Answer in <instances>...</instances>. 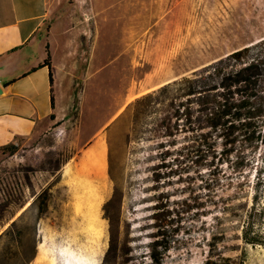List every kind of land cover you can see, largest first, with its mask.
<instances>
[{
	"label": "rangeland",
	"instance_id": "1",
	"mask_svg": "<svg viewBox=\"0 0 264 264\" xmlns=\"http://www.w3.org/2000/svg\"><path fill=\"white\" fill-rule=\"evenodd\" d=\"M52 2L43 39L59 119L0 154V231L25 202L18 217L33 223L45 202L32 264H264V169L256 192L254 168L212 175L190 162L169 173L160 157H191L188 135L174 148L133 140L125 114L136 98L262 39L264 0ZM245 230L260 244H244Z\"/></svg>",
	"mask_w": 264,
	"mask_h": 264
},
{
	"label": "trees",
	"instance_id": "2",
	"mask_svg": "<svg viewBox=\"0 0 264 264\" xmlns=\"http://www.w3.org/2000/svg\"><path fill=\"white\" fill-rule=\"evenodd\" d=\"M46 65L48 60L38 67ZM49 80L52 83L51 71ZM125 114L130 117L128 136L133 140H156L158 148H174L177 137L188 135L195 143L188 148L191 157L182 151L174 158L168 153L160 157L161 167L169 173L190 162L212 175L221 165H230L237 174L254 168L256 192L264 169V37L136 98ZM15 149L8 145L0 150ZM256 159L260 168L254 167ZM46 210L42 202L33 223L23 222L21 215L1 231L0 264H32L38 245L37 223ZM241 240L246 245L260 244L248 230L242 232ZM151 247L166 250L161 242ZM149 257L152 263L158 262L153 251ZM205 264L218 263L209 260Z\"/></svg>",
	"mask_w": 264,
	"mask_h": 264
},
{
	"label": "crops",
	"instance_id": "3",
	"mask_svg": "<svg viewBox=\"0 0 264 264\" xmlns=\"http://www.w3.org/2000/svg\"><path fill=\"white\" fill-rule=\"evenodd\" d=\"M53 5L52 0H0V149L25 147L58 122L49 80L52 62L48 42L43 39L45 27L48 31L51 27L46 23ZM45 60L49 65L38 67ZM98 142L104 143L102 136L81 155L78 176L82 177L93 159ZM28 204L18 207L5 227Z\"/></svg>",
	"mask_w": 264,
	"mask_h": 264
},
{
	"label": "water",
	"instance_id": "4",
	"mask_svg": "<svg viewBox=\"0 0 264 264\" xmlns=\"http://www.w3.org/2000/svg\"><path fill=\"white\" fill-rule=\"evenodd\" d=\"M0 93H1V89H0Z\"/></svg>",
	"mask_w": 264,
	"mask_h": 264
}]
</instances>
